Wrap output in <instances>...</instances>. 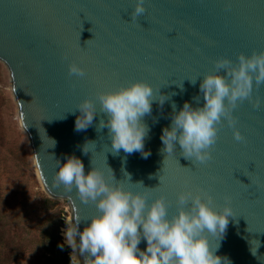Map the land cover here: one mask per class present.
Masks as SVG:
<instances>
[{
    "label": "water",
    "instance_id": "95a60500",
    "mask_svg": "<svg viewBox=\"0 0 264 264\" xmlns=\"http://www.w3.org/2000/svg\"><path fill=\"white\" fill-rule=\"evenodd\" d=\"M135 2L0 0V61L9 72L39 181L49 197L67 201L79 231L97 210L91 201L82 203L75 188L54 184L67 156L79 158L85 173L101 171L110 185L146 193L149 202L163 197L169 218L181 207L178 193L211 196L213 208L228 203L232 216L222 236L205 233L210 248L218 245L215 254L230 264H264V83L253 81L259 107L244 100L233 110L243 141L222 122L205 163L186 159L178 144L163 152L160 139L162 128L171 124L172 102L177 110L185 101L203 105L199 84L217 71V59L235 65L238 54L264 50V0H144L145 13L132 20ZM73 62L84 76L68 72ZM134 81L151 85L154 96L169 97L163 106L153 101L151 113L142 118L149 129L147 158L122 149L114 153L107 128L98 130L107 117L97 95ZM84 99L92 101L96 114L91 125L77 131V105ZM138 247L143 250L145 242Z\"/></svg>",
    "mask_w": 264,
    "mask_h": 264
},
{
    "label": "clouds",
    "instance_id": "9594fccd",
    "mask_svg": "<svg viewBox=\"0 0 264 264\" xmlns=\"http://www.w3.org/2000/svg\"><path fill=\"white\" fill-rule=\"evenodd\" d=\"M145 11L144 0H136L132 20ZM214 64L217 71L205 74L199 84L202 106L193 107L185 101L177 110L172 102L171 124L162 128L160 136L163 152L171 153L178 144L186 159L205 163L211 159L209 149L216 142L217 126L222 122L233 129L236 141H243L235 128L233 110L244 100L253 108L259 107L261 101L259 97L253 98L252 89L253 81L257 86L264 83V50L249 56L238 54L235 65L227 58L217 59ZM68 72L84 76V69L74 62L69 63ZM96 99L107 117L99 121L98 130L107 128L113 152L122 149L127 154L139 152L147 158L150 152L144 151V140L149 129L142 118L151 113L153 101L163 106L169 97L154 96L151 85L134 81L114 91L99 93ZM77 108L80 116L75 120V129L80 131L91 125L96 110L88 99L82 100ZM86 145L82 148L84 153L88 152ZM53 181L65 190L75 188L79 200L91 201L97 210L82 231L78 230V218L65 221L63 236L64 243L72 249L70 264H80L77 252L85 257L84 264H230L227 257L215 254L218 245L210 248L205 235H223L228 217L232 216L228 203L215 209L211 196L202 199L199 192L182 191L177 195L181 207L169 218L163 197L149 202L146 193L110 185L98 169L85 173L82 161L75 156L59 162ZM189 201L185 210L182 206ZM142 240L143 250L138 247Z\"/></svg>",
    "mask_w": 264,
    "mask_h": 264
},
{
    "label": "rangeland",
    "instance_id": "374dc122",
    "mask_svg": "<svg viewBox=\"0 0 264 264\" xmlns=\"http://www.w3.org/2000/svg\"><path fill=\"white\" fill-rule=\"evenodd\" d=\"M0 188L3 195L0 203L2 214L6 215V218L15 214V219H19L22 224L20 225L22 229L19 228L17 232L25 237L30 245L19 257L17 264H36L37 261H42L43 250L37 247L40 220L52 211H57V222L61 225L59 230L64 240L63 230L67 227L65 221L70 220L71 210L66 200L49 197L39 181L29 141L18 118L9 72L2 61H0ZM44 197L54 201L52 209L43 207ZM10 206H14L20 214L18 216L15 212L11 214ZM68 255L69 257L72 255L71 248Z\"/></svg>",
    "mask_w": 264,
    "mask_h": 264
},
{
    "label": "trees",
    "instance_id": "16d2710c",
    "mask_svg": "<svg viewBox=\"0 0 264 264\" xmlns=\"http://www.w3.org/2000/svg\"><path fill=\"white\" fill-rule=\"evenodd\" d=\"M2 199L3 195L0 188V203ZM42 204L44 208L50 210L55 203L53 200L44 197ZM10 210L11 214L14 212L17 216L20 214V211L14 206H10ZM57 213V211H52L40 220L37 247L42 248L41 256L43 259L40 262L37 261L36 264H70L68 255L70 247L64 243L60 234L61 225L57 222ZM6 217L0 208V264H17L19 257L27 251L30 245L28 240L17 232L22 224L19 219H15V214L10 218ZM11 228H13L12 233L10 232ZM60 245H64L63 248Z\"/></svg>",
    "mask_w": 264,
    "mask_h": 264
},
{
    "label": "bare ground",
    "instance_id": "6f19581e",
    "mask_svg": "<svg viewBox=\"0 0 264 264\" xmlns=\"http://www.w3.org/2000/svg\"><path fill=\"white\" fill-rule=\"evenodd\" d=\"M76 256H77V258H78V260H79V257H78V254L76 253ZM80 261V260H79Z\"/></svg>",
    "mask_w": 264,
    "mask_h": 264
},
{
    "label": "snow or ice",
    "instance_id": "6c2138e0",
    "mask_svg": "<svg viewBox=\"0 0 264 264\" xmlns=\"http://www.w3.org/2000/svg\"><path fill=\"white\" fill-rule=\"evenodd\" d=\"M217 140V139H216ZM216 143V142H215Z\"/></svg>",
    "mask_w": 264,
    "mask_h": 264
}]
</instances>
